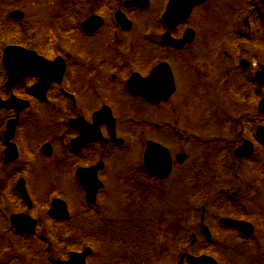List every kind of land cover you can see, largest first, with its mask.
<instances>
[{
	"label": "rangeland",
	"instance_id": "1",
	"mask_svg": "<svg viewBox=\"0 0 264 264\" xmlns=\"http://www.w3.org/2000/svg\"><path fill=\"white\" fill-rule=\"evenodd\" d=\"M23 1L22 8H15L24 12V16L21 18L12 20L8 17L10 10L0 11V55L6 45L19 44L22 41L36 44L38 49L41 46L43 49L49 46L52 50L54 48L62 53L68 52L72 34L70 25L74 20L82 21L91 13H99L107 20L109 19L108 22L106 21L107 24L103 25L106 28L104 27L99 34L103 39L101 42L106 41L108 37L106 32L111 31V29L108 31L110 14L119 4V0H113L110 3H106L107 0ZM79 1L83 2L84 7L77 14L74 13L76 17L74 18L72 12L77 11L74 9L76 6L70 7L69 5L77 4ZM161 1L155 0L152 6L150 0L149 6L146 8L126 10L127 16L132 22V31L128 36L130 39L132 38L133 47L140 49L144 46L139 45L142 35L148 36L144 34V29L151 26V11L157 13ZM216 1L219 3L217 13L215 9L218 6L214 10L211 9L212 0H209L198 11L201 28L215 31V28L220 26L218 27L220 30L214 33L219 38V58L215 61L218 68L216 69L215 64L212 67V64L204 63L206 67L203 76L197 80L198 83L208 86H213L218 74L220 75L225 69H228L231 64L228 55L233 52L231 40L234 35L236 36L235 30L231 31V27L235 26L234 22L241 26L243 31H246V26L242 22L243 18L247 17L246 10L241 17H237L238 14L232 15L239 9L240 0ZM254 1L258 2L259 0ZM102 2L104 6L100 4ZM69 12L71 17L66 15ZM222 14L224 15L221 16ZM212 15L215 23L212 21ZM229 30L230 32H228ZM247 32L245 36H240L242 38L239 42L240 46L245 48L243 58L252 62L251 70L254 77L255 70L260 69L261 65L264 66V44L260 47L261 50L260 48L258 51L252 50L251 48L254 46L251 44L252 36H255L256 33L259 34V31L251 25L250 29L247 28ZM261 34L264 40V31ZM203 42L206 43L207 39L204 38ZM225 50L228 54L225 53ZM110 53L113 54V52ZM204 53L206 55L205 50ZM51 54L46 51L44 55ZM254 55L259 58H254ZM117 57L120 59L118 55ZM237 58L240 59V56ZM3 83L4 75L0 71V92L3 90ZM63 84L68 90L71 88L69 79L65 80ZM220 84V90L224 91L229 90L228 87L232 86L233 82L229 78L222 77ZM79 85L80 83L76 81L74 88L76 87L77 90ZM260 87L262 88L259 90V96L261 94L262 97L264 96V82ZM74 88L72 87L70 90ZM185 94L187 95L171 99L170 118L167 115L168 107L151 114V108L142 104L137 115L130 116L129 119L122 115L120 110L116 111L115 117L118 120L116 132L124 140V143L106 149L109 157L105 167V176H103L105 187L101 195L97 196L95 208L85 202L79 190L80 186L78 183L75 185L72 181V170L69 175L64 174L61 173V169L60 172L57 171L52 163H48L46 160L39 161L40 159L35 158L37 162L35 163L34 160L35 164H31V166H38V170L35 167L37 172L35 171L36 173L34 172L30 179L28 177L27 181L31 187L33 186L34 201L37 205H44L48 202L49 197L57 195L66 202L69 209V218L65 221L64 226L66 229L62 231L69 232L70 237H65L64 242L51 235L53 232L49 230V226L44 232L42 231L47 244L57 250L52 253L51 262H47L48 264H55L56 258L65 259L62 253L65 243L72 246L71 249L74 250L86 246L91 247L93 264H178V258L182 253L180 248H183V252L193 255H198L200 252L211 255L221 264H264V184L257 178L253 179V175L256 177L257 173H251V166L248 162L230 157L231 152L225 161L219 160L217 163L214 149L226 145L228 137L222 134L219 126L206 127V124L212 125L211 122L223 123L226 119L233 117L232 110L230 107L222 105V93L219 94V97L217 95L199 97L195 93ZM118 99L120 100V98ZM126 100L128 98H121L123 102ZM236 102L238 101L236 100ZM48 105L51 108L60 107V102L50 99ZM48 105L46 107L49 109ZM47 116L46 113L35 115L39 121L42 120L35 123L37 126H33L30 131L32 143L36 147L47 141L56 142V144L60 142L56 130L50 128L52 121ZM6 117H8L7 112L0 111V123H4ZM151 120L158 125L154 126ZM168 120L171 122L169 125L167 124ZM47 121H49V125ZM201 122L205 125L204 129L198 127ZM41 129L42 131H40ZM153 129L155 133L152 131ZM238 131L239 129H237ZM179 132L188 135L187 138L183 141L178 139ZM236 134L234 137L227 134L231 136L229 139L233 147L238 143L234 142L237 139ZM247 134L246 138L251 139ZM147 139H153V141L166 146L170 150L172 158L179 153H185V160L175 166L166 179L156 180L154 183H150L151 181L149 182L147 178H138L137 174L127 171L132 164H135L134 162L141 160L142 142L144 143ZM203 142L210 147H205L204 150L200 145ZM255 147L260 150L257 145ZM38 151V156H42L41 151L39 149ZM219 164L221 169L218 167ZM197 169L201 170L200 173H196ZM0 170L5 171L2 165L1 146ZM259 174L264 175V168ZM125 177L131 180L133 189L127 191V200L123 201L126 207L123 208L122 205H119V201L122 202V195L118 194L116 189L119 178ZM262 181L264 183V178ZM251 184H255V190H252ZM250 190L252 194L249 193ZM202 194L205 199L202 198ZM205 200V208L201 212L200 206ZM47 209L48 206L45 205L39 209L42 215L39 221L43 219L45 226L48 224ZM232 213L238 217L242 215V219L253 225V234L249 240L242 239L243 241H240L237 237H242L236 230L238 228L233 225L223 227L216 224V219L224 216L229 217ZM202 214L203 221L201 222L211 231L210 240L203 237L199 225L196 227ZM0 218H3L1 213ZM193 233L195 240L191 236ZM2 238L0 236V241ZM13 245L10 250L0 256V261H8L7 259L12 253H17L15 257L27 262L29 253H24L21 250L19 252L13 248ZM180 264H188V262L184 260Z\"/></svg>",
	"mask_w": 264,
	"mask_h": 264
},
{
	"label": "flooded vegetation",
	"instance_id": "2",
	"mask_svg": "<svg viewBox=\"0 0 264 264\" xmlns=\"http://www.w3.org/2000/svg\"><path fill=\"white\" fill-rule=\"evenodd\" d=\"M154 1L151 0L152 6ZM168 1H161V6L157 13L151 11V27L144 29V34L148 36L144 37L142 35L139 45L144 46L140 47V49L132 46L134 45L132 38L130 39L128 36L132 31L131 27L127 30H122L114 23L113 19H110L111 26L108 28V31L109 29L111 31L106 32L107 40L101 42L103 39H101L102 37L99 34L105 27L103 25H106L109 20L101 15L104 23L100 28L92 33L81 30L80 27L71 28L70 50L65 53L55 51L53 56L63 57L65 60V67L61 76L54 77V69L47 73L40 71L39 74L25 76L21 81L10 87L3 88L0 92V103L2 99L10 104V106L8 105L9 109H0L1 112L4 111L8 114L4 123H0L2 165L5 170H0V213L3 217L0 218V236L3 237L0 241V256L10 250L13 244V248L20 247L21 243L31 248L41 244V248L31 253L33 258L30 260L27 258V262L23 261L26 262L25 264H48L47 262H51L52 253L57 250L53 246L51 249L43 248L42 244L46 240L43 232L49 226V230L53 232L51 235L59 240L60 219L58 216L54 217L49 214L51 207L49 197L48 202L44 204L46 207L48 206V224L45 226L43 219L39 221L40 216H42L39 209L44 205H37L36 201H34L32 197L33 186L31 187L27 182L28 177L30 179L33 173L38 170V166L34 165L33 167L31 164H35L38 159H40L39 161L46 160L48 163H52L57 171L60 172L61 169V173L69 175L71 170L73 172L101 162L102 167L97 171V177L103 183V187L97 192L94 203L96 204L98 195H101L105 187L103 176H105V167L109 157L106 149L118 146L116 143L107 140L110 127L115 130L116 136L119 137L116 132L118 120L115 114L117 110H120V113L126 116L137 113L142 104L151 108V114L168 107L167 115L170 118L172 112L170 103L173 97L180 98L187 95L185 93H195L199 97H213L215 95L219 97V94L222 93L228 98V107L232 110L233 117L228 118L223 123L211 122L212 125L206 124V127H225L227 125L230 133L223 132L222 134L228 137L226 138L228 143L230 142L229 145L227 143L226 147L228 148L231 147L232 143L229 139L231 136L228 135L234 137L235 133H237V139L234 142L238 143L234 145L233 151L243 141H251V152L237 160L248 162L251 166V171L264 166V140L258 138L256 134L258 128L264 125V114L259 110L258 106L259 100L264 96L261 97V94L259 96V90L262 87L256 84L255 74L254 77L252 75V62L243 61L245 58L240 57L241 64L240 67H237L236 58L235 60L232 58L234 56L233 51L228 55L230 58L229 63L231 62L229 68L225 69L220 75L218 74L213 86L198 83L197 80H200L199 77L202 78L206 67L204 63H210L212 67L215 64L217 66L216 69L218 68L215 61L219 58V38L214 33L220 30L218 28L220 26L216 27L215 31L201 28L202 26L199 24L201 18L199 19L198 11L209 2V0H205L193 6L186 20L169 30L161 18ZM238 4L239 9L236 12L233 11L232 15L236 16L238 14L237 17H241L246 10L247 17L242 20L244 26H246V31H243L242 27L236 25L235 22V26L231 27V31L233 32L232 29H234L237 38H240L241 35L245 36L247 28L250 29L252 25L253 28L256 27L259 31V34L256 33L255 36L260 35L262 30H264V4L262 0L258 2L240 0ZM217 6L218 8L215 9ZM211 9H215L217 13L219 3L216 0H212ZM97 14L100 15L99 13ZM126 14L128 13L126 12ZM213 19L214 16L212 15V21L215 23ZM226 28L228 29V27ZM188 29L192 31L190 41L181 45L171 42V38H187ZM200 30H202L201 34ZM204 38L207 39L206 43L203 42ZM109 39L111 42H109ZM110 52H113V54ZM41 55L47 57L48 60L52 59V57L43 53ZM56 67L58 74L59 64H56ZM153 71H155L157 77L156 81L153 80L151 84V86H154L153 97H155L157 92L155 90L156 85L161 87L166 85L169 88V81L173 85V90L165 101L155 104L149 103L143 96L129 91L127 86L133 75L135 79L139 80L140 77L149 76ZM211 71L213 72L214 69L212 68ZM256 71L257 69L255 73ZM222 77H227L233 82L232 86L229 85V90H220ZM49 78H51V81L47 85ZM68 79L70 80L71 88H74L76 81L80 83L77 90L76 87L72 89L73 91L70 90L71 88L68 90L64 86V81H68ZM151 86L148 88H151ZM134 90L137 91V89ZM159 96L163 95L160 94ZM121 98H128V100L123 102ZM50 99L59 100L60 107L51 108L48 105ZM19 104L22 106L19 109L22 110L19 113H15L12 109H17L15 106H19ZM46 104L49 109L44 106ZM37 113L39 115L42 113L48 115L47 118L52 121L50 128L52 127V129L56 130L57 138L60 137L58 144L47 141L40 144V146L37 145V147L33 145L30 131L33 126H37L36 124L42 121L35 117ZM110 114L115 118L112 126H109L108 123ZM71 119L77 120L69 124ZM9 121L10 123H7ZM77 123L84 125L87 130L86 138L89 141L84 144L80 143V139H82L80 138L81 130ZM151 123L154 126L158 125L153 120H151ZM47 124H50L49 121H47ZM167 124H171L170 120L167 121ZM198 127L204 129L205 125L201 122ZM237 129H239L238 132ZM152 131L155 133L154 129ZM246 133L251 139L246 138L248 137ZM243 134L245 135L243 136ZM179 136L187 138L188 135L179 132ZM151 140L153 141V139ZM254 144L260 147V150ZM201 145L210 147L205 142L201 143ZM38 149L41 151L42 156H38ZM7 155L10 157H7ZM5 159L8 161H5ZM34 160L35 163H33ZM137 162L138 160L127 171L137 174L138 178H147L149 182L151 181L150 183H154L156 180H164L151 175V173L143 169L144 167L142 169L145 171H141L140 166L136 165ZM178 164L179 162L172 161L171 172ZM2 174L3 176H1ZM120 179L117 183L116 191L122 195V202H119V205H123V201L127 200V191H131L133 187L129 178ZM19 180L22 181V187H19ZM78 185L80 186H78L80 193H82L83 188L79 183ZM52 197L58 198L57 195ZM236 216L235 213L229 215L232 218ZM241 216H237L236 219H242ZM202 217L203 214L201 215V220L199 219V226L202 224ZM39 227L44 228L43 232H39ZM92 257L91 253L87 258L88 264H92ZM59 259L56 258L55 264H58ZM9 261L4 263H9Z\"/></svg>",
	"mask_w": 264,
	"mask_h": 264
},
{
	"label": "water",
	"instance_id": "3",
	"mask_svg": "<svg viewBox=\"0 0 264 264\" xmlns=\"http://www.w3.org/2000/svg\"><path fill=\"white\" fill-rule=\"evenodd\" d=\"M203 0H170V4L168 6L167 12L164 15V19L168 24H170V27H173L176 23L183 21L188 14L190 13L192 7L202 2ZM264 3V0H262ZM147 4V0H131V1H125L126 6L131 5H138V6H144ZM11 17L14 18H21L23 16V13L20 11H12L10 13ZM116 18L119 21L122 28H127L130 26V22L125 18L123 13L117 12ZM101 24V18L97 16H91L88 19H86L82 26L85 29L93 30L97 28ZM188 38H183L180 40H173L174 43L181 45L184 42H186L190 36V31L187 33ZM60 59H56V61L50 62L45 60L44 58L38 56L34 51L32 50H26L21 46H8L4 51V65L7 70L8 76H9V82L8 84H12L19 79H21L24 75L31 73V72H44L47 73L54 69L53 76H60L62 72V66L60 63H58ZM61 62V61H60ZM56 64H59V73L57 74V67ZM263 75V73H262ZM135 78V76H134ZM156 73L153 71L151 73V76H149L147 79H135L131 82L129 88L134 91V89H137V93H140L147 101L149 102H158L160 99L165 100L169 93L173 90L172 82L168 83L170 86L167 88L166 85L161 86H155V90L157 91L155 93V97H153V89L154 86H151L153 83V80L156 81ZM44 81V79H43ZM51 81V78L47 80V85ZM9 84V85H10ZM151 88H148L150 87ZM162 94L163 96H159ZM10 104L7 102H1L0 106L9 107ZM17 110L22 107L20 104L19 106H15ZM260 109L264 112V99L260 102L259 105ZM76 122V120H75ZM111 126L113 125L114 121L109 118L108 122ZM79 129L81 130L80 135V143L84 144L88 142L89 140L87 137V130L84 125L77 123ZM257 135L264 140V126L259 127L257 130ZM83 138H85L83 140ZM249 142H244V144L240 147H238L235 150L236 156H243L247 155L251 152ZM7 157H10L7 155ZM177 159L181 161L183 159V154L177 156ZM5 161H8L5 159ZM144 161L145 165L148 168V170L158 176L165 177L169 174L171 169V158L169 155V152L166 148L162 147L161 145L154 143V142H147V147L144 155ZM100 166L92 167L91 169L84 171H81L80 179L83 182V184L87 187V191L89 193V199L90 201L94 200V195L97 190V188L100 186L99 182L96 178V170ZM50 214H56L61 218H65L67 216V212L65 209V205L62 201H55L54 205L52 206V209L49 210ZM227 222H231L228 221ZM240 226H244L246 228L245 233L250 234L252 231V226L247 223H238ZM88 250H85L81 253H70V257L67 261L59 262V264H85L84 262V255ZM187 258L192 262H197L200 264H217L211 257L208 256H200V257H192L190 255L187 256Z\"/></svg>",
	"mask_w": 264,
	"mask_h": 264
},
{
	"label": "trees",
	"instance_id": "4",
	"mask_svg": "<svg viewBox=\"0 0 264 264\" xmlns=\"http://www.w3.org/2000/svg\"><path fill=\"white\" fill-rule=\"evenodd\" d=\"M23 5V0H0V11H3V9L11 10L15 8H22ZM20 26L22 27V25Z\"/></svg>",
	"mask_w": 264,
	"mask_h": 264
}]
</instances>
